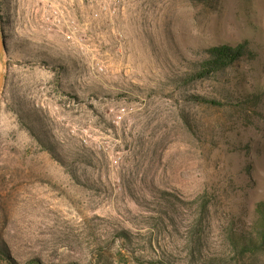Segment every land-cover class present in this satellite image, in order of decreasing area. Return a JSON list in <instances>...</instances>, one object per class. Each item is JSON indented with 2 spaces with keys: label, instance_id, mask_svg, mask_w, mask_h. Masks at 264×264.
Wrapping results in <instances>:
<instances>
[{
  "label": "rangeland",
  "instance_id": "rangeland-1",
  "mask_svg": "<svg viewBox=\"0 0 264 264\" xmlns=\"http://www.w3.org/2000/svg\"><path fill=\"white\" fill-rule=\"evenodd\" d=\"M0 25V264H264L227 235L264 199V0H0Z\"/></svg>",
  "mask_w": 264,
  "mask_h": 264
},
{
  "label": "trees",
  "instance_id": "trees-1",
  "mask_svg": "<svg viewBox=\"0 0 264 264\" xmlns=\"http://www.w3.org/2000/svg\"><path fill=\"white\" fill-rule=\"evenodd\" d=\"M250 53L249 44L245 41L237 44L209 46L205 49L206 57L200 61L194 62L192 72L181 77L180 82L181 84H189L200 79L209 78L233 66L236 62ZM196 99L208 100L206 97L201 96L196 97ZM212 102L216 103L217 101L212 100ZM31 128L33 129L34 127L32 126ZM198 203L201 220L202 217L209 214L212 201L204 194L200 196ZM200 220L198 219L196 224L199 225ZM227 235L232 250L237 254L264 253V199L255 203L254 215L248 225L238 227L232 226L228 230ZM1 252L2 247L0 246V253ZM219 260L220 259H218V261ZM7 261L10 264H17L10 256L7 257Z\"/></svg>",
  "mask_w": 264,
  "mask_h": 264
},
{
  "label": "water",
  "instance_id": "water-1",
  "mask_svg": "<svg viewBox=\"0 0 264 264\" xmlns=\"http://www.w3.org/2000/svg\"><path fill=\"white\" fill-rule=\"evenodd\" d=\"M4 44H5V40H4V37H3V30H2L1 25H0V55L4 51ZM4 79H5V76L2 73L1 74V78H0V90L2 89V86H3V83H4Z\"/></svg>",
  "mask_w": 264,
  "mask_h": 264
}]
</instances>
